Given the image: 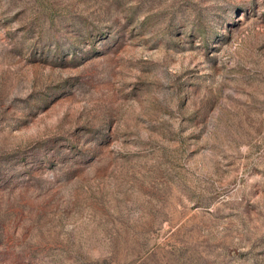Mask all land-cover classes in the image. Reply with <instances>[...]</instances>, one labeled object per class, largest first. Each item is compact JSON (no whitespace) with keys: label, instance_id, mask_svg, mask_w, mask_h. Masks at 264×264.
<instances>
[{"label":"rangeland","instance_id":"rangeland-1","mask_svg":"<svg viewBox=\"0 0 264 264\" xmlns=\"http://www.w3.org/2000/svg\"><path fill=\"white\" fill-rule=\"evenodd\" d=\"M0 264H264V0H0Z\"/></svg>","mask_w":264,"mask_h":264}]
</instances>
